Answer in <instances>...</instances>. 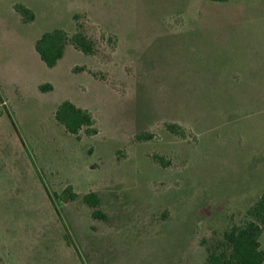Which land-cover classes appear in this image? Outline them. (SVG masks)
I'll list each match as a JSON object with an SVG mask.
<instances>
[{
    "label": "rangeland",
    "instance_id": "374dc122",
    "mask_svg": "<svg viewBox=\"0 0 264 264\" xmlns=\"http://www.w3.org/2000/svg\"><path fill=\"white\" fill-rule=\"evenodd\" d=\"M78 26L96 53L49 69L36 41ZM263 195L264 0H0V264H208Z\"/></svg>",
    "mask_w": 264,
    "mask_h": 264
},
{
    "label": "trees",
    "instance_id": "16d2710c",
    "mask_svg": "<svg viewBox=\"0 0 264 264\" xmlns=\"http://www.w3.org/2000/svg\"><path fill=\"white\" fill-rule=\"evenodd\" d=\"M212 2H227L229 0H210ZM14 10L20 14L23 23L30 24L36 20L34 11L24 4H16ZM79 19L78 15L74 17ZM104 35L102 38L104 39ZM73 46L77 51L86 56H93L97 51L96 42L92 40L78 26L76 32L70 34L64 29H54L45 32L35 43V50L41 61L48 67L54 68L63 59L67 46ZM86 68L79 67L75 72L85 71ZM92 75L101 81L99 76L92 72ZM39 90L43 93L51 92L54 87L51 84L41 85ZM57 122L64 126L68 133L80 136L81 131L85 130L88 136H95L99 130L97 121L90 111L75 105L70 100L63 101L55 112ZM166 129L177 136L186 138V130L178 124L167 123ZM153 134L140 133L136 136L139 141H150ZM156 160L163 166L168 164L156 157ZM84 202L93 210L92 217L99 221H108L109 218L101 209V200L95 193L84 196ZM251 218L244 226H233L224 233V241L218 249L208 251V264H264V251L261 248L260 238L264 233V195L248 211Z\"/></svg>",
    "mask_w": 264,
    "mask_h": 264
},
{
    "label": "crops",
    "instance_id": "0c3cea01",
    "mask_svg": "<svg viewBox=\"0 0 264 264\" xmlns=\"http://www.w3.org/2000/svg\"><path fill=\"white\" fill-rule=\"evenodd\" d=\"M76 52H79V51H77L73 46H71V45L67 46L66 51H65V55H64L63 59L60 60V62L58 63V65H57L56 67H58V66L60 65V63L66 58V56H67L69 53L74 54V53H76ZM81 53H82V52H81ZM82 54H83V53H82ZM56 67H54V68H56ZM54 68H49V69H54ZM51 92H52V91H51ZM64 101H65V100H64Z\"/></svg>",
    "mask_w": 264,
    "mask_h": 264
}]
</instances>
